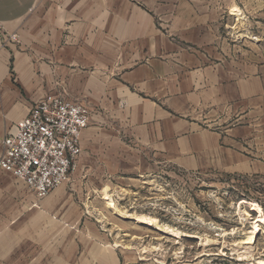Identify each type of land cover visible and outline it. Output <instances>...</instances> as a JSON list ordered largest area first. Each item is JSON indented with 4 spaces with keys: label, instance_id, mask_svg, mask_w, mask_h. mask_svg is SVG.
<instances>
[{
    "label": "crops",
    "instance_id": "obj_1",
    "mask_svg": "<svg viewBox=\"0 0 264 264\" xmlns=\"http://www.w3.org/2000/svg\"><path fill=\"white\" fill-rule=\"evenodd\" d=\"M229 7L0 0V155L48 93L90 111L69 180L46 196L0 169V264H120L105 203L131 177L264 168L263 52L232 33Z\"/></svg>",
    "mask_w": 264,
    "mask_h": 264
},
{
    "label": "rangeland",
    "instance_id": "obj_2",
    "mask_svg": "<svg viewBox=\"0 0 264 264\" xmlns=\"http://www.w3.org/2000/svg\"><path fill=\"white\" fill-rule=\"evenodd\" d=\"M215 1L230 6L226 19L232 33L241 34L264 58V0ZM127 182L114 203H105L118 235L120 264H255L264 259V168L225 173L169 167ZM254 229V253L244 255Z\"/></svg>",
    "mask_w": 264,
    "mask_h": 264
},
{
    "label": "built area",
    "instance_id": "obj_3",
    "mask_svg": "<svg viewBox=\"0 0 264 264\" xmlns=\"http://www.w3.org/2000/svg\"><path fill=\"white\" fill-rule=\"evenodd\" d=\"M15 40V35L9 37ZM88 107L62 94L48 93L26 116L13 123L2 140L0 169L22 181L38 197L66 183L81 153Z\"/></svg>",
    "mask_w": 264,
    "mask_h": 264
},
{
    "label": "bare ground",
    "instance_id": "obj_4",
    "mask_svg": "<svg viewBox=\"0 0 264 264\" xmlns=\"http://www.w3.org/2000/svg\"><path fill=\"white\" fill-rule=\"evenodd\" d=\"M110 207H113V205L112 204H110L109 205ZM151 220V219H150ZM263 219L262 218H260V220H256V221H262ZM138 221V220H137ZM142 222V221H141ZM150 222V221H149ZM148 221H147V223L148 224H150ZM147 225V224H146ZM153 226V225H152ZM264 230V229H263ZM264 232V231H263ZM255 233H256V230L254 229V230H252L250 233H248L249 235H248V238L246 237V239H248L246 242H245V244H248V245H245V246H243V251L241 252L242 254H244V255H247V254H251L252 252H253V247H252V242H253V237H254V235H255ZM264 234V233H263ZM182 235V234H181ZM174 237V236H173ZM254 253V252H253ZM252 253V254H253ZM250 256V255H249ZM244 257V256H243ZM260 258H262V257H260ZM258 260V259H257ZM256 261V260H255ZM254 261V262H255ZM255 264H264V259H260V260H258Z\"/></svg>",
    "mask_w": 264,
    "mask_h": 264
}]
</instances>
